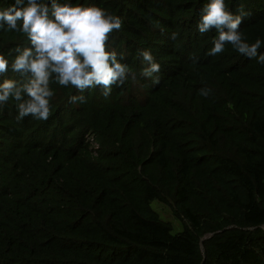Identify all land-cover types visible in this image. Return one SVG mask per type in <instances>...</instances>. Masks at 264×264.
Returning a JSON list of instances; mask_svg holds the SVG:
<instances>
[{
	"label": "trees",
	"instance_id": "obj_1",
	"mask_svg": "<svg viewBox=\"0 0 264 264\" xmlns=\"http://www.w3.org/2000/svg\"><path fill=\"white\" fill-rule=\"evenodd\" d=\"M58 2L130 11L107 45L130 73L107 97L84 91L85 103L50 82L43 121L18 122L12 99L0 105V264H264V0H225L250 13L239 30L262 42L251 59L231 44L208 55L217 33L197 22L209 0ZM7 32L0 54L11 65L31 45ZM142 50L160 66L152 87Z\"/></svg>",
	"mask_w": 264,
	"mask_h": 264
},
{
	"label": "clouds",
	"instance_id": "obj_2",
	"mask_svg": "<svg viewBox=\"0 0 264 264\" xmlns=\"http://www.w3.org/2000/svg\"><path fill=\"white\" fill-rule=\"evenodd\" d=\"M129 12L124 11L119 18L96 6H73L58 0H51L50 6L41 0H15L6 9L0 8V31L18 33L31 45L17 47L11 65L0 54V78L5 79L0 83V105L12 99L16 102L18 122L27 116L43 121L50 116L52 81L54 90L56 83L78 90L70 97L72 103H85L83 92L97 86L105 97L110 95L113 85H122L130 73L121 62L125 53L107 48L109 37L121 29ZM248 15L243 8L234 15L226 9L225 0H209L197 22L201 34L216 30L208 55L221 53L225 44H231L240 54L256 58L262 42L257 39L251 45L246 43L239 30ZM175 37L173 33L172 38ZM139 56L146 65L141 75L156 78L153 84L146 79L152 87L162 77L159 63L147 50L140 51ZM197 59L194 57V62ZM258 62L264 64V54L258 56ZM132 78L135 79L134 73ZM200 94L207 96L208 91L201 89ZM84 142L90 155L95 156L99 145L92 134L85 133Z\"/></svg>",
	"mask_w": 264,
	"mask_h": 264
},
{
	"label": "rangeland",
	"instance_id": "obj_3",
	"mask_svg": "<svg viewBox=\"0 0 264 264\" xmlns=\"http://www.w3.org/2000/svg\"><path fill=\"white\" fill-rule=\"evenodd\" d=\"M161 204L159 202H152L151 206L154 210H156ZM161 211L164 212V216L167 218L168 214L166 213L165 210L161 209L159 210V212L161 213ZM166 221L172 223V228H173V233H177V232H180L182 230V225L180 223V221L176 220L175 218L172 217L171 215V218L167 219Z\"/></svg>",
	"mask_w": 264,
	"mask_h": 264
},
{
	"label": "water",
	"instance_id": "obj_4",
	"mask_svg": "<svg viewBox=\"0 0 264 264\" xmlns=\"http://www.w3.org/2000/svg\"><path fill=\"white\" fill-rule=\"evenodd\" d=\"M211 236V235H210Z\"/></svg>",
	"mask_w": 264,
	"mask_h": 264
}]
</instances>
